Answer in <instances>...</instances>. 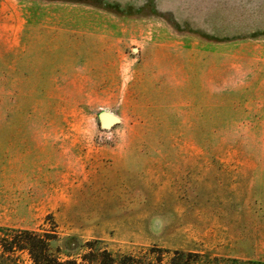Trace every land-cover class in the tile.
Returning a JSON list of instances; mask_svg holds the SVG:
<instances>
[{
	"label": "rangeland",
	"instance_id": "obj_1",
	"mask_svg": "<svg viewBox=\"0 0 264 264\" xmlns=\"http://www.w3.org/2000/svg\"><path fill=\"white\" fill-rule=\"evenodd\" d=\"M0 227L264 262V0H0Z\"/></svg>",
	"mask_w": 264,
	"mask_h": 264
},
{
	"label": "trees",
	"instance_id": "obj_2",
	"mask_svg": "<svg viewBox=\"0 0 264 264\" xmlns=\"http://www.w3.org/2000/svg\"><path fill=\"white\" fill-rule=\"evenodd\" d=\"M46 233L26 229L0 227V264H17L20 254L27 253L33 264H83L77 262L76 253L58 246L52 248ZM163 254L155 261H143L132 255H119L106 248H91L81 255L88 264H264L259 260H243L232 257L211 256L206 253L175 250L168 261Z\"/></svg>",
	"mask_w": 264,
	"mask_h": 264
},
{
	"label": "water",
	"instance_id": "obj_3",
	"mask_svg": "<svg viewBox=\"0 0 264 264\" xmlns=\"http://www.w3.org/2000/svg\"><path fill=\"white\" fill-rule=\"evenodd\" d=\"M98 119L103 127H108L119 122V117L117 115L103 109L99 111Z\"/></svg>",
	"mask_w": 264,
	"mask_h": 264
}]
</instances>
